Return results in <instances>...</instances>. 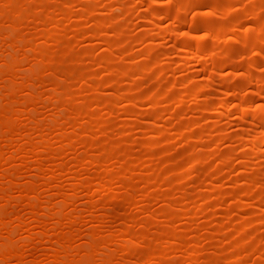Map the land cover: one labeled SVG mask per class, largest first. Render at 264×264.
Segmentation results:
<instances>
[{
    "label": "rangeland",
    "instance_id": "obj_1",
    "mask_svg": "<svg viewBox=\"0 0 264 264\" xmlns=\"http://www.w3.org/2000/svg\"><path fill=\"white\" fill-rule=\"evenodd\" d=\"M0 264H264V0H0Z\"/></svg>",
    "mask_w": 264,
    "mask_h": 264
}]
</instances>
